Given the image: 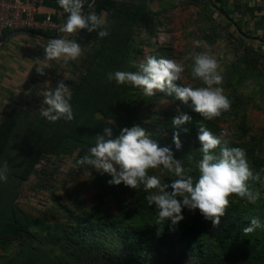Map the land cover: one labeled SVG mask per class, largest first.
I'll use <instances>...</instances> for the list:
<instances>
[{
  "label": "rangeland",
  "instance_id": "rangeland-1",
  "mask_svg": "<svg viewBox=\"0 0 264 264\" xmlns=\"http://www.w3.org/2000/svg\"><path fill=\"white\" fill-rule=\"evenodd\" d=\"M148 3L160 22L152 34L135 23L127 27H117L115 23L114 27H107L109 35L96 43L82 44L75 33L65 35L82 46L81 56L72 61L79 68L76 74L75 68L65 67L69 62L60 60L64 69L58 68V76L75 97L70 100L74 119H62L58 126L61 144L53 149V142L42 153V145L38 144L41 133L57 123L37 113L30 115L32 122L29 120V123H38V126L23 127V136L18 139L23 154L18 155L15 170L27 173L30 164L34 173L21 189L16 186L18 175L13 177L16 172L10 169L7 181H0V223L8 221L14 210L24 226L20 237L0 238V264H22L30 259L36 264H128L132 260L131 249L123 238L110 237L102 231L100 225L106 221L145 227L141 259L134 260L133 264H198L200 248L199 264H244L235 257L236 248L250 247L264 253V227L249 234L243 231L254 217L264 225V183L261 181H248L250 190L260 194L255 202L235 195L229 197V206L218 226L206 220L198 209L187 208L181 213L184 219L173 225L171 220L157 223L155 206H148L146 197L155 190L146 192L143 186L131 189L123 183L110 185L109 174L79 164L94 146V137L103 134L104 127L112 126L115 138L121 129L137 125L160 147L170 148L174 158L182 161L195 181L199 176L197 165L202 159L198 140L202 123L214 135L225 133L222 140L227 147L245 150L254 173L264 169V42L254 38L260 35L249 32L248 41L232 40L227 27H217L209 21L212 15H217L205 0H150ZM49 40L26 34L15 36V41L40 56H45L44 48ZM196 41L202 42L199 47ZM203 51H209L218 61V70L223 75L220 86L231 101L229 111L210 121L165 92L149 97L142 89L107 80L108 73L136 71L133 62L138 65L146 57L154 56L184 65L178 84L204 86L191 78L192 60L188 58ZM185 113L190 121L175 126L174 119ZM110 120L114 122L112 125L108 123ZM43 121L47 123L46 128L41 126ZM175 132L180 134L179 150L173 142ZM253 158L259 161V166ZM148 174L157 175L162 183L170 184L175 179L162 169H149ZM260 175L264 181V172ZM225 226L239 229L235 246L222 248L217 242L216 237ZM64 231L79 233L84 244L76 245L59 238L57 235Z\"/></svg>",
  "mask_w": 264,
  "mask_h": 264
},
{
  "label": "clouds",
  "instance_id": "clouds-1",
  "mask_svg": "<svg viewBox=\"0 0 264 264\" xmlns=\"http://www.w3.org/2000/svg\"><path fill=\"white\" fill-rule=\"evenodd\" d=\"M60 8L68 14L60 27L64 34H74L81 30L88 33L96 32L98 37L109 35L106 30L104 14L98 15L95 11L84 9L83 0H57ZM201 41H196L197 47ZM43 61H35L47 66L48 61L62 60L64 63L77 60L82 54V46L76 40L66 38L51 39L44 48ZM192 60L190 75L193 80H199L202 85L194 87L177 83L185 71L182 63L173 59L148 56L138 65L133 62L136 71H115L107 74L108 82L115 81L118 85H131L142 89L145 96H154L156 92H165L167 96L188 106L191 111L199 114L204 120H213L223 112L230 110L231 101L224 94L220 86L223 75L219 72L218 61L209 51L197 52L188 57ZM39 75L45 74V68L38 67ZM72 91L63 80L51 90L43 94V106L39 113L49 122L61 119L72 121L73 109L70 103ZM46 106V107H45ZM190 116L181 114L173 121L180 126L190 121ZM110 125L114 122L108 121ZM186 131V130H185ZM225 133L214 135L202 123L199 125L198 140L201 145L199 151L202 159L199 160L198 179L194 181L190 170L183 167L182 161L176 160L168 147H160L150 138V134L137 125L120 130L113 138L112 126H106L103 134H98L95 144L88 154L79 160L81 166H91L96 171L109 174L112 179L110 185H120L137 189L143 186L144 191L155 190L146 197L148 206H155L157 223L171 220L178 224L184 219L182 210H199L200 214L214 226L220 224V218L226 213L229 206V197L237 196L255 202L259 199V192L250 190L248 181L261 180L259 172L254 173L242 148H229L222 140ZM179 132L173 134V142L179 150L181 141ZM224 144L225 146H221ZM219 147V151L216 150ZM149 169H162L172 174L175 179L171 183L161 181L157 175H149ZM264 172V169L261 170ZM7 163L0 166V181H7ZM169 189H171L169 191ZM264 227L258 217L250 221V226L243 229L245 234Z\"/></svg>",
  "mask_w": 264,
  "mask_h": 264
},
{
  "label": "trees",
  "instance_id": "trees-1",
  "mask_svg": "<svg viewBox=\"0 0 264 264\" xmlns=\"http://www.w3.org/2000/svg\"><path fill=\"white\" fill-rule=\"evenodd\" d=\"M92 0H85L86 6L91 3ZM150 0H98L96 6L92 9V11H95L98 15L104 14V19L106 20V30L108 31L107 27H114L115 23L117 27H127L128 25H132V23H135L137 27H145L148 31V33L152 34L156 31L157 27L159 26V21L156 17V12H153L150 9L149 2ZM207 5L209 6V9L216 14L218 20L214 15H212L209 18V21L213 23V25L217 24V27H227L228 33H230V38L232 40H238L241 38V40L246 39V41L249 40V32L245 27H242L241 22L233 19L232 17L225 18L221 14H219L216 10H214L209 2L205 0ZM213 2L219 6L220 8L224 9V11L227 13V10L225 9L223 5V0H213ZM47 4L55 7L58 10L63 9L60 8L57 0L51 1L48 0L46 2ZM87 12V11H85ZM229 16V14H228ZM232 19V20H231ZM104 30V29H98L96 32L88 33L86 30H81L78 33H75V36L82 42V44H90L96 43L98 41L103 40L104 38L98 37V31ZM10 33V31H5L4 35H7ZM50 36H59L53 33H44ZM93 46V45H92ZM262 46V45H260ZM79 63V62H78ZM79 68L76 69V73ZM75 73V74H76ZM78 93V91H76ZM75 94V93H74ZM73 93L70 100H74ZM37 114V113H35ZM34 114V115H35ZM40 115V113H38ZM30 113L26 112L25 117L21 119V116L19 112L12 111L8 113L0 122V163L2 161L3 155L5 154L9 142L14 137V134L16 131L22 132L23 127H28L29 125H32V119H31ZM29 118V119H28ZM29 120L31 122L29 123ZM46 121H43L41 124L42 127L46 128L47 123ZM55 125H50L48 129L46 128V131L41 133L40 140L38 144H40L41 151L47 152V145L54 142L53 149H57L59 144H61L62 139L60 138V133L58 132V126L62 124V119L56 122ZM32 126L37 127L38 123H33ZM40 126V127H41ZM51 128V129H50ZM43 135V136H42ZM39 151V150H38ZM24 156L21 155V159L23 160ZM253 161L258 163V166L260 165L259 161L255 158H253ZM257 166V167H258ZM27 168V165L26 167ZM17 170V169H16ZM15 170L16 173H13V177L18 175V179L16 181L17 188L21 189L23 186L22 184L27 181V179L34 173L33 168L30 167V164L28 166V172L18 173ZM259 173H262L261 169H258ZM100 228L102 231L107 234L110 237H121L126 242V244L131 249L130 256L132 257V260L129 261L128 264H133V261L139 262L141 259V250L145 245L144 236L146 229L141 224H132V223H123V221H106L102 222L100 225ZM24 230L23 224L20 222L18 217L15 214V211H11L10 219L8 221H5L3 223H0V238L4 236H11L13 238H18L21 236V233ZM239 229L237 227L233 226H225L221 230V234L216 237L217 242L220 244L222 248H225L228 245L235 246L236 241L238 239V233ZM168 235H171V231H168ZM59 238H63L68 242H72L76 245L84 244V241L80 240V234L79 233H71L64 231L57 235ZM95 237H91V240H94ZM199 260H201L202 256V249H199ZM235 257L242 261L244 264H264V253L261 251H257L254 248L250 247H243V248H236L235 251ZM198 260V264H199ZM22 264H36L33 260H25L22 262ZM208 264V263H206Z\"/></svg>",
  "mask_w": 264,
  "mask_h": 264
},
{
  "label": "crops",
  "instance_id": "crops-1",
  "mask_svg": "<svg viewBox=\"0 0 264 264\" xmlns=\"http://www.w3.org/2000/svg\"><path fill=\"white\" fill-rule=\"evenodd\" d=\"M223 5L229 17L241 22L248 32L259 34L260 36L254 37L255 40L264 42V0H223ZM4 36L3 34L0 40ZM15 36L9 37L0 46V122L12 111L19 112L21 119L25 117L26 112L31 115L39 113L43 106V94L61 80L58 68L64 69L60 60L48 61L46 67L36 63L37 60L43 61L44 56L37 55L15 41ZM38 67L45 68L44 75L37 73ZM65 67L71 70L75 65L69 61V65ZM21 135L23 136V133L17 130L9 142L0 166L6 161L10 166L8 169L15 171L18 155L23 154L22 145L18 141Z\"/></svg>",
  "mask_w": 264,
  "mask_h": 264
},
{
  "label": "built area",
  "instance_id": "built-area-1",
  "mask_svg": "<svg viewBox=\"0 0 264 264\" xmlns=\"http://www.w3.org/2000/svg\"><path fill=\"white\" fill-rule=\"evenodd\" d=\"M48 0H0V38L5 31L32 30L60 35L62 10ZM54 1V0H51ZM86 7L85 0H83Z\"/></svg>",
  "mask_w": 264,
  "mask_h": 264
},
{
  "label": "water",
  "instance_id": "water-1",
  "mask_svg": "<svg viewBox=\"0 0 264 264\" xmlns=\"http://www.w3.org/2000/svg\"><path fill=\"white\" fill-rule=\"evenodd\" d=\"M210 4V6L216 10L219 14H221L223 17L225 18H229L228 14L224 11V9L220 8L219 6H217L213 0H207ZM98 0H92L91 3L89 5H87L86 7H84V9L82 11H88V10H92L96 4H97ZM68 14H64L62 16V23L64 22V19H66V16ZM230 19V18H229ZM19 34H26V35H32V36H36V37H40V38H44V39H59V38H64V36L66 34L64 33H61L59 36L55 37V36H52V37H48L46 35H44L43 33L41 32H37V31H32V30H15V31H11L10 33H8L7 35H5L1 40H0V46L3 45L5 43V41L11 37V36H14V35H19ZM258 39V38H257ZM260 41H262L261 39H258Z\"/></svg>",
  "mask_w": 264,
  "mask_h": 264
}]
</instances>
